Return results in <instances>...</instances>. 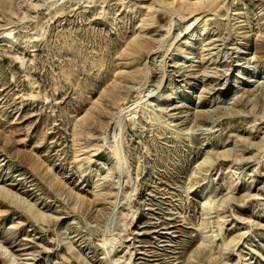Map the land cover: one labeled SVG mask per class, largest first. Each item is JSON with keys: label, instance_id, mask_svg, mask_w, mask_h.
Listing matches in <instances>:
<instances>
[{"label": "rangeland", "instance_id": "374dc122", "mask_svg": "<svg viewBox=\"0 0 264 264\" xmlns=\"http://www.w3.org/2000/svg\"><path fill=\"white\" fill-rule=\"evenodd\" d=\"M149 3L0 0V187L25 202L0 196V243L15 255L0 254V264H212L216 211L220 236L234 239L218 264H264V0H227L203 13L205 44L197 36L191 68L178 55L183 35L161 50L124 51L138 34L169 45L190 17L166 13L144 24ZM134 68L156 75L107 112L100 129H85L100 93ZM169 83L190 108L204 88L206 114L180 125L160 111L158 93ZM148 92L160 125L146 110L117 115ZM119 130L123 174L108 149ZM67 189L88 204L68 200Z\"/></svg>", "mask_w": 264, "mask_h": 264}, {"label": "bare ground", "instance_id": "6f19581e", "mask_svg": "<svg viewBox=\"0 0 264 264\" xmlns=\"http://www.w3.org/2000/svg\"><path fill=\"white\" fill-rule=\"evenodd\" d=\"M9 1V0H5ZM227 0H149V4L146 5V9H144V12H142L143 17H141V22L144 24H149L152 22L154 24L156 22V17L159 15L163 14H171V15H176L178 17H181L184 13H187L190 17L187 22L184 23L182 26V30L179 31L176 35L173 36L171 39V43L169 45H162L160 43V40H155L151 36H146V34H138L132 41L126 44L124 51L127 52L128 55H135V53L140 54L142 50L148 48L151 46V48H157V50H161L164 46L169 47L183 35V37L180 40L184 39V44L186 46L185 49H179L178 55H185V63H190L189 66L187 67H196L194 66V57L193 53L190 50L192 47L193 43L197 40V36L202 37V44H205V39L204 36L206 35V29H207V20L206 17L209 16L210 14H216L217 10H219L221 4H225ZM154 4L161 5L162 8L160 9H155ZM207 12L209 15H203V13ZM10 31L5 33V38H7L10 35ZM207 45H203L204 51H208L205 49ZM189 54H186V53ZM160 55L162 52H159ZM186 67V68H187ZM159 69V68H158ZM157 70V69H156ZM201 72V71H200ZM199 72V73H200ZM150 73H152L153 76L156 75L155 70L153 72H150V70L147 69H130L128 72L120 73L118 78H113L108 86L100 93L98 100L96 101L95 105L93 106V109L96 108V111L94 113L95 117H91L92 114H87L84 116L82 122L84 124V128L87 129L91 125H93V129H100V121H104L103 118L105 115H107V112L113 110L116 105H118L120 102L125 100L126 96H128L132 91L133 87L137 86L139 87L140 82H146L149 78ZM190 75L189 73L186 75ZM165 73L160 75V77L157 76L155 79V91L161 89V84L164 81ZM170 77V76H169ZM238 77L235 76L233 79V84H236V79ZM136 82V83H134ZM169 87V89H168ZM164 87H162L163 89ZM161 89V91H162ZM204 88H202V91L200 94L203 92ZM160 91V92H161ZM152 94V92H148L147 95H142L138 100L131 102L129 105L125 104L122 107H119L117 109V115H120L121 113H124L128 118L134 117L136 110H146L148 111L147 114L152 118L154 122H157L158 125H160V118L158 117V113L154 111L153 107L151 105H148L145 97H148ZM160 94L159 97L162 98L163 101V106H166L165 108H160V111H165L169 110L172 111V114H169V116H178L177 119L180 122V125H187L188 123L190 124L191 121H197L201 119L205 114L206 111L202 109V107L199 105L200 102V97L201 95H196L193 96L194 100V107L190 108V104H188L185 100H180V98H176L174 100L173 95L174 92H172L170 88V83L168 84L167 87H165L164 91ZM253 96V95H251ZM158 97V96H157ZM240 96L237 97L236 92L234 95H232L231 100L236 101ZM176 112V113H174ZM162 123L165 125L164 121ZM121 120L120 117L115 119L114 121V128L118 127L120 128ZM188 124V125H189ZM113 128V130H114ZM92 130V129H91ZM75 136H83V132L80 131H75ZM111 133H109L110 135ZM120 134V130L118 134L116 135L115 133H112L113 141L112 143L108 146V149L110 151V157L114 162V166L116 167L117 171L119 174L127 173V168H124L126 159L124 157V154L120 148V141L118 140V136ZM109 137V136H108ZM103 140L105 138L103 137ZM225 153L223 152L221 154L222 157H225ZM219 156V157H221ZM233 175H236L235 172H232ZM107 176H96V180L93 182V185L95 189L101 188V181L105 180ZM57 178L54 177L52 178V181L56 182V185L62 186L59 180H56ZM102 190H99L96 194V198L100 197V193ZM66 196L68 200H74L76 203H79L81 205L88 204L85 199L79 195H76L75 193H72L70 190H66ZM0 196L2 198H9L14 202H19L20 204H24L25 202L18 196L13 195L11 192L6 190L3 187H0ZM221 207V203L219 205H216L215 207L207 205L206 209L207 211L209 210H214ZM26 209L33 213L36 219L42 218L43 214L39 211H36L32 208L30 205H26ZM218 211H216V221H215V226H216V233L214 234L215 231H213L212 237L215 238L219 236L220 238L218 239V249H217V258H212L210 261L212 264H218L225 255L229 253V246L234 244V239H225L222 236H220L221 230H222V223H221V217L219 216ZM206 241L202 240L200 246L205 245L204 243ZM232 246L231 248H233ZM0 254L4 258L12 257L14 258V254L10 252L5 246H3L0 243Z\"/></svg>", "mask_w": 264, "mask_h": 264}]
</instances>
